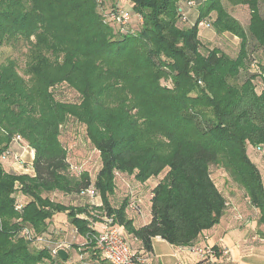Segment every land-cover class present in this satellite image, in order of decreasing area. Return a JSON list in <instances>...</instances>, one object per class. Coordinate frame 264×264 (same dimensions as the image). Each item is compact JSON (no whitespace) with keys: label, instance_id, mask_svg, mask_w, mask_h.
I'll list each match as a JSON object with an SVG mask.
<instances>
[{"label":"trees","instance_id":"1","mask_svg":"<svg viewBox=\"0 0 264 264\" xmlns=\"http://www.w3.org/2000/svg\"><path fill=\"white\" fill-rule=\"evenodd\" d=\"M106 1L0 0V47L25 49L27 57L24 75L14 59L0 65V264H67L20 235L28 227L49 240L51 220L61 213L100 258L91 225L100 219L87 206L44 197L58 192L91 200L84 195L91 187L101 216L137 239L134 247L151 253L156 238L194 247L228 208L213 166L229 173L264 224V181L248 155L249 145L264 148V64L239 82L248 33L264 54L260 0H228L249 7L248 31L224 0H129L133 15L124 28L110 16L126 10L111 5L105 15ZM207 26L240 40L235 59L202 41ZM58 89L76 100H61ZM72 125L99 152L95 181L71 173L63 140ZM16 136L34 151V175L5 167L2 153ZM118 174L140 184L158 179L149 224L134 225L128 199L112 205Z\"/></svg>","mask_w":264,"mask_h":264},{"label":"crops","instance_id":"2","mask_svg":"<svg viewBox=\"0 0 264 264\" xmlns=\"http://www.w3.org/2000/svg\"><path fill=\"white\" fill-rule=\"evenodd\" d=\"M193 17H195V15H193ZM15 148L19 151L21 150L19 146H15ZM248 155L251 158L252 162L255 163L256 166L258 167L264 181V154L257 147L249 145ZM23 158L26 162V166L30 168L29 171L30 173H26L24 169H21L19 167L16 168L9 164H5V167L7 169H13L19 174L34 175L33 163L35 159V154L33 150L26 148L23 151ZM157 183H158V179L150 180L145 184H140L136 182L133 179V177L118 174L116 180V194L114 197L111 198V203L114 207H118L125 199H128L129 203H131L133 200L134 201L138 200L141 203V208H142V204L145 202L147 198L148 204L146 205V209L144 210L142 209L140 213L137 214L128 210L129 217L133 220L134 225L136 227L147 225L150 223L152 218L151 215V199L153 196L152 191L154 187L157 185ZM223 192L227 199L228 208L224 216L222 217V220L219 223V225H217L212 230L206 232L197 245L208 244L211 246H216L218 248V251L220 252L219 262L215 264H243L242 262L243 259L250 260L253 256H257L258 254H262L264 258V250H262V248H264V224H259V220L261 217L259 209L252 207L253 209L252 213L255 214L257 220L255 219L254 221L252 220L250 221V219L248 220V217L252 213H247V212L242 213L243 210H246L243 204L241 203L240 206L239 202L237 203L238 201L237 199L230 198V196L225 191ZM114 198L118 200L120 199L119 204L114 205L113 203ZM21 199H23L25 203L26 197H24V195H21ZM85 200L86 201H84L79 205H72V206L74 207L87 206L91 215H94L95 217L100 219L99 222H92L90 220L93 229L96 230L97 232L103 231L106 222H105V217L101 216L102 212L99 211V208L102 205L100 197H97L93 201L89 199H85ZM239 213L244 215L243 220L238 219L237 214ZM79 217L85 218L84 216L81 215ZM250 224H252V229H253L249 233L251 238L250 237L244 238L245 240L243 239L241 241L240 234H242V230L246 229V227H248ZM257 227H259L258 230L261 232L262 237L260 236L261 234L254 235L256 233ZM50 228H52L53 231H57V233L63 236H64V232L68 230H71L72 235H73L72 230H75L77 232L76 228L69 223L66 213H61L54 216L53 219L51 220ZM124 233L126 232L124 231ZM66 235L67 234H65V236ZM206 237L208 238L207 240H205ZM233 239L237 240L238 246L233 244ZM74 243L76 244V246L71 247L67 251L68 253L67 264H102L100 261L101 259L96 258L97 256L96 253L92 254V251L88 250V247H85L87 245L86 238H84L79 234ZM242 243H244V245L248 247L246 248L245 246L243 248L244 245H242ZM134 248L137 253L148 257L149 264H198L200 262V259L198 257L193 256L189 252L188 250L189 247H174L171 246L166 241L162 240L161 238L154 239L153 251L151 253H147L144 250H142L139 244H136ZM225 251L228 252V255L225 254L223 255L222 252Z\"/></svg>","mask_w":264,"mask_h":264},{"label":"rangeland","instance_id":"3","mask_svg":"<svg viewBox=\"0 0 264 264\" xmlns=\"http://www.w3.org/2000/svg\"><path fill=\"white\" fill-rule=\"evenodd\" d=\"M119 4L121 5L122 8H124L126 11L131 12L133 15L132 5L129 0H107L105 4L106 6H104L105 15L106 13L110 12V10L107 8H110L111 5H119ZM105 7L107 8L105 9ZM223 7L230 16H232L233 18H237L239 22L244 26L245 30L248 31L249 20H250V10L248 6H244V5L234 6L231 4L230 1L224 0ZM260 12L264 16V0H260ZM211 18L214 19L215 15H212ZM195 19L196 17H192L191 22H195ZM248 35H249V58L246 65V69L242 71L239 77V82L240 81L242 82L247 77L257 73L259 64L261 63L264 64L263 52L254 47L253 39L249 33ZM201 38L202 41L206 43L207 46H209L212 49L217 48L221 50L222 52L230 56L232 59H235L239 53L240 40L231 34L217 35L212 27L207 26L202 30ZM25 53H26L25 49L23 51L22 50L14 51L10 48L0 47V65L5 63L9 59H14L18 64L20 74L24 75V70L26 68V62H27V57L25 56ZM239 82L232 81V83L234 84H237ZM200 86H203L201 82H200ZM56 93L59 96V98L63 101L76 100L75 95L66 89L63 90L58 89ZM64 136H65L64 140L63 139L62 140L64 146L68 151V160L69 163L71 164V173L74 176H80L81 174L86 172L90 175L91 179L95 181L96 176L99 170L101 169L100 156H99V152L93 149L86 140L83 128L80 127L79 125H72L66 129ZM262 153L264 154V152ZM4 164H9L13 166L12 162H7ZM211 175L213 180L216 182V184L223 191H225L230 196V198L237 199L238 200L237 203L239 202L240 206L241 203L243 204L246 210H243V212L241 211L242 213L253 212L250 202L246 200L244 191H242L237 186L236 182H234V180L231 178L229 173H227L224 169L218 166H213L211 168ZM44 197H48L56 203H61L68 206L79 205L84 201H86L77 194L65 195L58 192L52 194H44ZM119 202L120 199L118 200L114 198L113 200L114 205L119 204ZM147 204H148V199L146 198L145 202L142 204V208L140 203V210L146 209ZM101 207L102 205L100 206V208ZM238 215H241L242 217L244 216L241 213L237 214V216ZM249 219L250 221L251 220L254 221L255 219L257 220V217L255 216V214L252 213L249 215L248 220ZM258 229L259 227L256 228V233L254 235L261 234V232ZM251 230H253L252 224L246 227V229L242 230V234H240L241 241L244 238H249V237L251 238V236L249 235ZM72 231H73V235L71 230H68L64 232V236H63L57 233V231H53L52 229L53 233L49 235V245L56 246L57 244L60 243H72L70 245H76L74 242L76 241V238L78 237L79 234L75 230ZM65 234L67 235L65 236ZM260 236L262 237V234ZM237 243H238L237 240L233 239V244L238 246ZM242 245H244V243H242ZM245 246L246 245H244L243 248ZM247 247L248 246H246V248ZM262 250H264V248H262ZM242 262L243 264H264V258L262 254H258L257 256H253L250 260L243 259Z\"/></svg>","mask_w":264,"mask_h":264},{"label":"built area","instance_id":"4","mask_svg":"<svg viewBox=\"0 0 264 264\" xmlns=\"http://www.w3.org/2000/svg\"><path fill=\"white\" fill-rule=\"evenodd\" d=\"M130 19V12L124 10L118 11L110 16V20L122 28L126 26ZM22 142L23 139L20 136H16L13 139L11 147L2 153V159L3 162H12L14 167H19L24 169L26 173H30V168L26 166V162L22 157L23 151L26 148H30L24 146ZM15 146H19L21 152L17 150ZM260 151L264 152V148ZM84 195L89 197L91 201L98 197L96 190L93 187L87 189ZM128 208L133 213L138 214L141 212L140 202L138 200L132 201ZM22 209V201L17 200L16 210L22 211ZM238 219L243 220V217L238 215ZM105 222L106 224L103 231L97 232L98 234L94 238L95 250L99 254L101 260L105 261L107 264H149L148 259L144 255L137 253L134 249L133 244L137 242V239H134L133 242L130 241L123 229L115 224L112 218L105 217ZM20 235L34 246H38L39 248L49 247L51 249L50 253L53 257L59 256V250L64 249L68 251L71 248L69 243H60L56 246H50L49 240L45 235H38L28 227L22 228ZM207 239L208 238L206 237L205 240ZM214 247L215 246L204 244L190 247L188 250L193 256L198 257L202 264H215L219 262L220 252L215 250ZM222 253L223 255H228L227 251Z\"/></svg>","mask_w":264,"mask_h":264},{"label":"water","instance_id":"5","mask_svg":"<svg viewBox=\"0 0 264 264\" xmlns=\"http://www.w3.org/2000/svg\"><path fill=\"white\" fill-rule=\"evenodd\" d=\"M59 256L62 258L63 261L68 260V253L64 249L59 250Z\"/></svg>","mask_w":264,"mask_h":264}]
</instances>
